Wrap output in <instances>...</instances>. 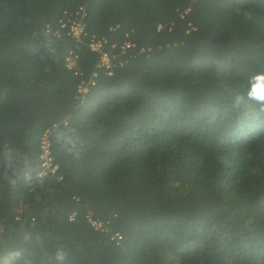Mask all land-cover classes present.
<instances>
[{"label": "trees", "instance_id": "16d2710c", "mask_svg": "<svg viewBox=\"0 0 264 264\" xmlns=\"http://www.w3.org/2000/svg\"><path fill=\"white\" fill-rule=\"evenodd\" d=\"M45 24L56 59L24 49ZM260 72L264 0H0V142L41 172L49 132L59 167L14 188L0 168V264H56L59 244L65 264H264V115L233 107Z\"/></svg>", "mask_w": 264, "mask_h": 264}, {"label": "clouds", "instance_id": "9594fccd", "mask_svg": "<svg viewBox=\"0 0 264 264\" xmlns=\"http://www.w3.org/2000/svg\"><path fill=\"white\" fill-rule=\"evenodd\" d=\"M24 49L30 55H38L43 50V59H56L59 54L57 36L53 33L51 25L45 24L39 32L25 42ZM67 59V57H65ZM233 107L239 109L240 120L259 121L264 115V72L252 74L243 93L234 98ZM53 139L59 151L72 155L76 149L79 138V129L71 123L63 126L54 124L51 129ZM0 168H2L3 179L13 188L23 180L30 184L34 178L35 169L31 162L23 157L19 148L5 139L0 142ZM37 177L47 175L46 172H35ZM68 257L67 247L59 244L54 250L56 264H65ZM25 264H28L26 261Z\"/></svg>", "mask_w": 264, "mask_h": 264}, {"label": "built area", "instance_id": "2783aa9c", "mask_svg": "<svg viewBox=\"0 0 264 264\" xmlns=\"http://www.w3.org/2000/svg\"><path fill=\"white\" fill-rule=\"evenodd\" d=\"M61 27L62 29H66L68 31V35L77 41L83 39L87 35L85 25L77 17L68 18L66 21H61ZM129 47H130L129 43L125 44L124 46V48H129ZM90 48L93 52L98 54L101 58L99 67L108 70L109 73L112 74L111 72L112 71V61H111L109 53H107L104 50V41L94 38L92 39L90 43ZM68 64L70 68L73 66L72 58L68 59ZM87 91H88V84L83 83L79 87V92L86 93ZM50 148H51V144L49 141V132H47L45 133L43 140H42L43 153L41 155V161H42L41 172H46L47 175L56 174L59 169V167L54 164V161L50 155L51 153ZM47 175H44V176H47ZM89 222L96 230H101L103 228L102 223L95 221L92 218H89ZM116 236L117 238H120L118 235Z\"/></svg>", "mask_w": 264, "mask_h": 264}]
</instances>
